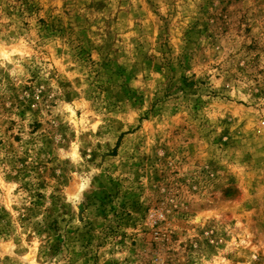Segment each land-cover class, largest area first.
<instances>
[{
  "label": "rangeland",
  "instance_id": "1",
  "mask_svg": "<svg viewBox=\"0 0 264 264\" xmlns=\"http://www.w3.org/2000/svg\"><path fill=\"white\" fill-rule=\"evenodd\" d=\"M0 264H264V0H0Z\"/></svg>",
  "mask_w": 264,
  "mask_h": 264
}]
</instances>
